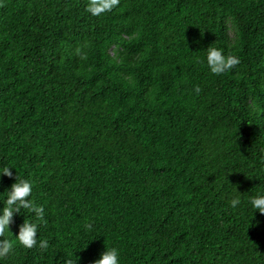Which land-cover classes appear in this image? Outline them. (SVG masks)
<instances>
[{"label": "trees", "instance_id": "16d2710c", "mask_svg": "<svg viewBox=\"0 0 264 264\" xmlns=\"http://www.w3.org/2000/svg\"><path fill=\"white\" fill-rule=\"evenodd\" d=\"M88 2L0 0V199L33 181L49 242L3 264H264V0Z\"/></svg>", "mask_w": 264, "mask_h": 264}, {"label": "clouds", "instance_id": "9594fccd", "mask_svg": "<svg viewBox=\"0 0 264 264\" xmlns=\"http://www.w3.org/2000/svg\"><path fill=\"white\" fill-rule=\"evenodd\" d=\"M120 3L121 0H89L86 11L94 17H99L117 8ZM205 59L210 72L215 75L230 71L241 63L237 56L231 54L225 55L223 49L212 46L207 47ZM195 91H200L198 86ZM13 169L15 168L9 165L0 166V180L4 176L12 178L14 175ZM33 188V181L21 179L16 173L15 182L2 192L6 198L0 199V202L4 205L0 209V238H2L0 239V264H3V261L14 255L17 245L25 249H32L37 245L41 249H47L49 247L47 240L41 239L38 241L37 233L39 224L33 222L31 219H24L23 223L19 226L18 234L14 235L10 231V224L13 222V217L15 214H20L21 209H26L30 213H34L37 220L44 223L47 222L45 220V209L34 203L31 198ZM230 203L231 207L235 209L241 204V199L239 196H234ZM248 204L254 210V213L258 211L264 214V192L250 197ZM92 227L93 225L91 223L87 225L88 229H92ZM10 235L14 236V239H9L8 237ZM93 264H122L120 250L114 246L109 247L105 245V250L99 254V257L93 261Z\"/></svg>", "mask_w": 264, "mask_h": 264}]
</instances>
